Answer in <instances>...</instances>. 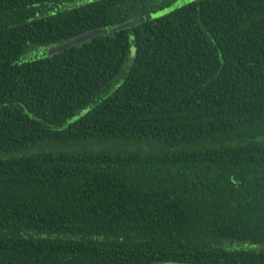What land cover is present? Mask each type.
<instances>
[{
  "label": "trees",
  "instance_id": "obj_1",
  "mask_svg": "<svg viewBox=\"0 0 264 264\" xmlns=\"http://www.w3.org/2000/svg\"><path fill=\"white\" fill-rule=\"evenodd\" d=\"M61 1L0 0V264H264V0Z\"/></svg>",
  "mask_w": 264,
  "mask_h": 264
},
{
  "label": "rangeland",
  "instance_id": "obj_2",
  "mask_svg": "<svg viewBox=\"0 0 264 264\" xmlns=\"http://www.w3.org/2000/svg\"><path fill=\"white\" fill-rule=\"evenodd\" d=\"M92 1H96V0H70V1H61L55 4H47L45 6L46 10L49 13H54L57 11H62V10H68V9H72L74 7H77L79 5L85 4V3H89ZM184 1V0H182ZM187 1H191V0H187ZM35 53L31 56V58H29L27 55H22L20 57V61H25L28 59H33L36 57H39L40 54L42 53L43 49L42 48H35L34 49ZM75 119H69L68 121H66V123L62 126V127H66L69 123H71L72 121H74ZM88 150L91 151H100L102 150L101 148L97 147V146H90V148ZM109 150V151H116V152H121L123 153L124 151H130L133 153H146L149 151V149L145 148V147H140V148H131V146H121L119 144H112L110 146L105 147L104 151ZM3 155H0V158H2ZM238 249H246V250H252L255 252H259V251H264V245H251V244H240L238 247Z\"/></svg>",
  "mask_w": 264,
  "mask_h": 264
},
{
  "label": "water",
  "instance_id": "obj_3",
  "mask_svg": "<svg viewBox=\"0 0 264 264\" xmlns=\"http://www.w3.org/2000/svg\"><path fill=\"white\" fill-rule=\"evenodd\" d=\"M187 2H189V1H187V0L178 1V2L174 3L173 5H171L169 8H167V9H165V10H163V11H161V12L155 14V15H150V16H147V17H143V18H139V19H136V20H132V21H130L128 23H125V24L119 26L118 29L132 27V26H135V25H137L139 23H143L145 21L153 19L155 17L162 16L164 14H167V13L175 10L176 8L180 7L181 5H183V4L187 3ZM103 34L105 35L106 32L105 31H101V30L89 31V32L77 37V38H74V39L68 41L67 43H64L62 45L50 48L47 53H48V55H53V54L59 53V52L65 50V49H67L69 47L84 43V42H86V41H88V40H90V39H92V38H94V37H96L98 35H103Z\"/></svg>",
  "mask_w": 264,
  "mask_h": 264
}]
</instances>
